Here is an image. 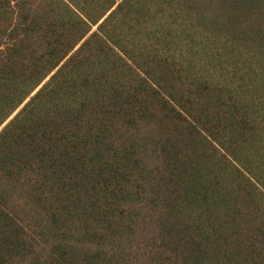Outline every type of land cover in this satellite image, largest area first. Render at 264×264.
I'll use <instances>...</instances> for the list:
<instances>
[{
	"label": "trees",
	"instance_id": "obj_1",
	"mask_svg": "<svg viewBox=\"0 0 264 264\" xmlns=\"http://www.w3.org/2000/svg\"><path fill=\"white\" fill-rule=\"evenodd\" d=\"M0 264H264V0H0Z\"/></svg>",
	"mask_w": 264,
	"mask_h": 264
}]
</instances>
